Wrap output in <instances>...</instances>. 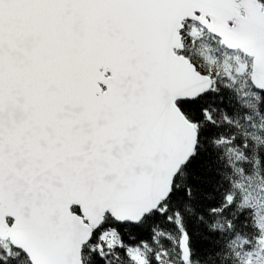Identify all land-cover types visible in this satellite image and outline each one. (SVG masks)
Wrapping results in <instances>:
<instances>
[{"label": "snow or ice", "instance_id": "snow-or-ice-1", "mask_svg": "<svg viewBox=\"0 0 264 264\" xmlns=\"http://www.w3.org/2000/svg\"><path fill=\"white\" fill-rule=\"evenodd\" d=\"M0 264H264V0H0Z\"/></svg>", "mask_w": 264, "mask_h": 264}]
</instances>
